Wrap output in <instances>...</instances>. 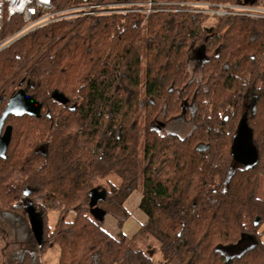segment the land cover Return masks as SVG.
Returning a JSON list of instances; mask_svg holds the SVG:
<instances>
[{
  "label": "trees",
  "instance_id": "16d2710c",
  "mask_svg": "<svg viewBox=\"0 0 264 264\" xmlns=\"http://www.w3.org/2000/svg\"><path fill=\"white\" fill-rule=\"evenodd\" d=\"M80 1L54 0V10ZM212 16V27L211 14L188 11L66 18L0 51V117L20 90L41 105L39 116L10 115L3 128H12L0 157V223L12 230L6 264H41L55 245L57 264H264V18ZM25 24L6 17L0 41ZM194 47L204 51L199 77L189 65ZM183 117L187 135L163 127ZM242 123L258 152L249 169L232 154ZM111 174L121 184L102 187ZM139 188L147 220L128 238L125 203ZM95 189L105 195L91 206ZM105 215L116 236L103 228ZM139 238H153L161 258L153 242L136 247Z\"/></svg>",
  "mask_w": 264,
  "mask_h": 264
},
{
  "label": "built area",
  "instance_id": "2783aa9c",
  "mask_svg": "<svg viewBox=\"0 0 264 264\" xmlns=\"http://www.w3.org/2000/svg\"><path fill=\"white\" fill-rule=\"evenodd\" d=\"M54 0H0V31L4 20H9L20 15L25 21L22 30L4 41H0V51L12 42L43 25L53 21L90 16H106L113 14H125L135 11L145 13V19L153 12L158 11H188L194 13H209L215 16H226L230 12L245 14L255 18H264L263 6L236 7L218 5L213 7L205 3L192 2H156L155 0H144L142 2H104L102 0H81L78 5L70 9L55 11ZM229 8L232 11H229Z\"/></svg>",
  "mask_w": 264,
  "mask_h": 264
},
{
  "label": "rangeland",
  "instance_id": "374dc122",
  "mask_svg": "<svg viewBox=\"0 0 264 264\" xmlns=\"http://www.w3.org/2000/svg\"><path fill=\"white\" fill-rule=\"evenodd\" d=\"M259 2L264 7V2L262 0H259ZM192 3L209 4V3H206V2H192ZM249 4L250 3H247L245 0H242V2L240 4L233 5L231 7H233V8H236V7H251ZM221 5H223V4H221ZM212 6L213 7H217L218 5H212ZM226 6H228V5H226ZM71 7L72 6L66 7L63 10L70 9ZM242 15H245V14H242ZM247 16H249V15H247ZM213 18H214V16L211 15L210 22L207 23L208 26L212 27L213 20H214ZM199 50H201L203 55H204V51L202 50L201 47H194L191 50L190 56H189V61H190L189 65H190V68H191V73H192V75L194 77H199L200 76L201 61L196 59V51H199ZM163 127L167 128L170 131L177 132L181 136H185V135H187L189 133V131H190L191 127H192V123H191V121L188 118L186 119V118L183 117V118H181V119H179L177 121H175V120L173 121L172 120L170 122H167L165 125L163 124ZM237 166H238V164H237ZM104 182L101 184L102 187H106L107 186L106 183H111V184L117 186V185L121 184V178L119 176H117L116 174H111ZM140 194H141V188H139L137 190V192L134 193L128 200V206L130 208L129 210H131L133 212V214L136 213L135 210H133V209H136V210L138 209V211H140V209H139V206L136 207V208H132V205H130V204H132V203L135 204L136 203L135 201L140 196ZM258 196H259L260 199L264 200V177L262 178V181H261V184H260V187H259V190H258ZM126 210L128 211V209H126ZM59 213H60V210H55V209L50 210V212H49V225H50L51 228H53L54 225L56 224V222L58 221ZM73 215H74V212H71L70 215L68 216V219H71ZM105 217H106V220H105ZM37 220H38V214L37 213H33L31 215V220H30V224L32 225L33 228H37L38 227ZM104 220L106 221V226H107V223H111V221H114L115 219L112 217V215H105L104 218H103V223H104ZM11 224H12V221H11ZM102 226H103V224H102ZM115 226H117L116 220H115ZM107 228H109V227H107ZM113 230H115V227H114ZM11 231H12L11 228L7 227L6 224L0 223V264H6V258H7V256H6L7 255V252H6L7 251V249H6L7 247L6 246L7 245H11V238H12ZM122 232H123V228H122ZM259 232H260V238L259 239H260V241H262L264 243V222L262 223L261 227L259 228ZM149 241L151 243L153 242V244L155 243L154 244L155 247H154V249L152 251V255H154L155 259H157V260L160 259L161 258L160 252L155 250V249L158 248V243L153 238H151L149 240H145L143 238H139L136 241V247L141 248V247L144 246V244H147ZM40 260H41V264H57L58 260H59V248L56 245L48 248L47 250H45V252L40 254Z\"/></svg>",
  "mask_w": 264,
  "mask_h": 264
},
{
  "label": "water",
  "instance_id": "95a60500",
  "mask_svg": "<svg viewBox=\"0 0 264 264\" xmlns=\"http://www.w3.org/2000/svg\"><path fill=\"white\" fill-rule=\"evenodd\" d=\"M250 3L249 0H245ZM249 1V2H248ZM53 98L60 103H67L68 99L62 93L55 92ZM41 112V105L31 100L23 90L18 91L11 97L3 110L0 117V157H5L7 148L11 141L12 128L8 126L3 130L5 121L10 115L21 116L25 114L39 116ZM232 154L235 162L240 168L249 169L256 165L258 161V152L255 147L251 131L242 123L234 138L232 145ZM105 191L97 189L91 191V206H95L99 200L104 198ZM256 224L259 223V218L256 219ZM40 240V235H37Z\"/></svg>",
  "mask_w": 264,
  "mask_h": 264
},
{
  "label": "crops",
  "instance_id": "0c3cea01",
  "mask_svg": "<svg viewBox=\"0 0 264 264\" xmlns=\"http://www.w3.org/2000/svg\"><path fill=\"white\" fill-rule=\"evenodd\" d=\"M137 191H135L134 193H136ZM133 193V194H134ZM132 194V195H133ZM131 195V196H132ZM130 196V197H131ZM129 197V198H130ZM141 197H142V195L140 194V196L137 198V200L135 201L136 203L135 204H130V205H132V208H136V207H138L139 206V203H140V200H141ZM129 200V199H128ZM128 200L126 201V203H125V206H126V209H128V211H129V214H130V216H129V218L126 220V222H125V224H124V226H123V233L128 237V238H131V237H133L134 236V234H136L139 230H140V228H141V226H142V224L144 223V222H146V220H147V217H146V215L140 210V211H138V209L136 210V209H133V210H135V214H133V212L131 211V210H129L130 208H129V206H128ZM105 220H106V217H105ZM104 220V223H103V227L111 234V235H113V236H116L117 235V233H118V229L116 228L117 226H115V220L114 221H111V223H107V226H106V221ZM107 227H109V228H107ZM114 227H115V230H113L114 229Z\"/></svg>",
  "mask_w": 264,
  "mask_h": 264
},
{
  "label": "flooded vegetation",
  "instance_id": "af4514ba",
  "mask_svg": "<svg viewBox=\"0 0 264 264\" xmlns=\"http://www.w3.org/2000/svg\"><path fill=\"white\" fill-rule=\"evenodd\" d=\"M196 59L200 60L201 62H202V60H204V55H203L201 50L196 51Z\"/></svg>",
  "mask_w": 264,
  "mask_h": 264
}]
</instances>
